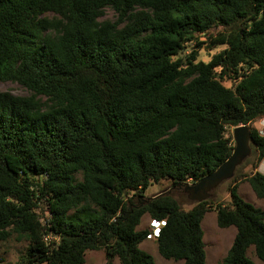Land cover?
<instances>
[{
    "label": "trees",
    "instance_id": "16d2710c",
    "mask_svg": "<svg viewBox=\"0 0 264 264\" xmlns=\"http://www.w3.org/2000/svg\"><path fill=\"white\" fill-rule=\"evenodd\" d=\"M215 27L229 32L209 49L225 50L176 59ZM0 83L30 93L0 92V244L28 243L16 264H85L101 250L105 264H155L145 216L163 225L162 258L207 264L213 210L236 229L219 264H255L251 248L264 264V210L238 192L244 181L264 201L263 174L216 206L176 198L230 158L228 130L264 117V0H0ZM251 138L261 163L264 134Z\"/></svg>",
    "mask_w": 264,
    "mask_h": 264
},
{
    "label": "rangeland",
    "instance_id": "374dc122",
    "mask_svg": "<svg viewBox=\"0 0 264 264\" xmlns=\"http://www.w3.org/2000/svg\"><path fill=\"white\" fill-rule=\"evenodd\" d=\"M105 20L116 21L117 15L112 10L105 11ZM229 32V29L224 27H215L213 28L206 36L198 37L199 43H205L200 48H197V44L194 43L190 46L185 53L180 54L176 59H182L183 62L187 61L188 55L194 49L198 52L197 62L203 61L208 63L212 58L226 49L225 45L216 46L215 48L209 49L210 41L216 38L219 34H225ZM226 87L233 88L235 84L232 81H225L223 83ZM0 92H7L14 96L19 97H28L30 93L16 83H0ZM251 130H258L261 134H264V117L255 120L252 124L249 125ZM227 137L233 136V129L228 130ZM260 163L257 162V154L254 153L252 148V154L246 161L241 165L237 170L236 179L232 181L222 183L216 189L211 192V197L209 199L214 200L216 206L218 203H225L230 200L229 189L235 185V181L241 179L243 175H249L251 171L256 170ZM257 172L264 175V160L258 167ZM171 186L169 181H162L158 184H153L147 191V196L152 197L161 192H164ZM238 192L240 196L247 202L255 205L258 208L264 210V201L257 199L255 194L252 192L250 186L242 181L239 183ZM176 198L181 200L186 210L190 209L193 205L188 200V198H182L179 194H176ZM217 203V204H216ZM44 212V211H43ZM152 220L145 216L142 220V223L139 227L140 230H149L151 231ZM202 229L204 231V242L206 245V254H207V264H219L227 256L228 251L230 250L234 238L236 236V229L234 227L227 229H220L217 225V215L213 210L209 212L203 222ZM28 248V243L25 241H17L16 237L13 236L8 241L0 244V264H16L22 254L26 252ZM141 248L153 256L155 264H183V261H174L166 260L162 258L158 252V247L155 239H147L142 245ZM249 258H251L255 264H263L255 255L254 249H249L248 252ZM106 263V254L103 250L101 251H89L86 254L85 264H105ZM113 264H120L116 259Z\"/></svg>",
    "mask_w": 264,
    "mask_h": 264
},
{
    "label": "water",
    "instance_id": "95a60500",
    "mask_svg": "<svg viewBox=\"0 0 264 264\" xmlns=\"http://www.w3.org/2000/svg\"><path fill=\"white\" fill-rule=\"evenodd\" d=\"M249 125L233 129L235 149L230 158L213 173L203 177L196 184L184 186V193L190 202L201 203L209 200L211 192L224 182L231 180L237 169L252 154V138Z\"/></svg>",
    "mask_w": 264,
    "mask_h": 264
},
{
    "label": "clouds",
    "instance_id": "9594fccd",
    "mask_svg": "<svg viewBox=\"0 0 264 264\" xmlns=\"http://www.w3.org/2000/svg\"><path fill=\"white\" fill-rule=\"evenodd\" d=\"M162 226H163L162 223L157 222V221H152V223H151V233L154 232V234H155V230L156 231L160 230Z\"/></svg>",
    "mask_w": 264,
    "mask_h": 264
},
{
    "label": "built area",
    "instance_id": "2783aa9c",
    "mask_svg": "<svg viewBox=\"0 0 264 264\" xmlns=\"http://www.w3.org/2000/svg\"><path fill=\"white\" fill-rule=\"evenodd\" d=\"M159 233H160V230H158V231L155 230V234H154V232H152V233L148 236V239H156V238L158 237Z\"/></svg>",
    "mask_w": 264,
    "mask_h": 264
},
{
    "label": "crops",
    "instance_id": "0c3cea01",
    "mask_svg": "<svg viewBox=\"0 0 264 264\" xmlns=\"http://www.w3.org/2000/svg\"><path fill=\"white\" fill-rule=\"evenodd\" d=\"M260 164H261V163H260ZM260 164H259V165H260ZM259 165H258V167H259ZM258 167L256 168V170H255L254 172H257V170H258ZM254 172H253V173H254Z\"/></svg>",
    "mask_w": 264,
    "mask_h": 264
}]
</instances>
